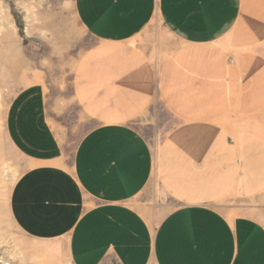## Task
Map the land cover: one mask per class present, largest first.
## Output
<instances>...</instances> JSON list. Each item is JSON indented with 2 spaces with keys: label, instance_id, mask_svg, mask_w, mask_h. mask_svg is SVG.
I'll use <instances>...</instances> for the list:
<instances>
[{
  "label": "crops",
  "instance_id": "0c3cea01",
  "mask_svg": "<svg viewBox=\"0 0 264 264\" xmlns=\"http://www.w3.org/2000/svg\"><path fill=\"white\" fill-rule=\"evenodd\" d=\"M75 7L98 42L71 94L39 79L6 114L28 161L9 200L20 231L72 264H264V0ZM158 102L177 120L159 150L132 124ZM154 179L178 202L161 216L138 201Z\"/></svg>",
  "mask_w": 264,
  "mask_h": 264
},
{
  "label": "rangeland",
  "instance_id": "374dc122",
  "mask_svg": "<svg viewBox=\"0 0 264 264\" xmlns=\"http://www.w3.org/2000/svg\"><path fill=\"white\" fill-rule=\"evenodd\" d=\"M151 25L145 32L162 30ZM79 22L75 0H0V264H72L63 248L36 247L18 228L9 212L13 184L25 171L28 161L12 145L6 133L9 103L24 86L42 79L52 97L69 96L76 64L86 50L97 45ZM69 112L68 121L74 122ZM132 124L158 149L177 120L163 104ZM86 128L68 132L73 144ZM159 150V149H158ZM142 209L161 216L178 205L154 179L138 196ZM230 204H221L222 208ZM226 212L227 209L225 210Z\"/></svg>",
  "mask_w": 264,
  "mask_h": 264
}]
</instances>
